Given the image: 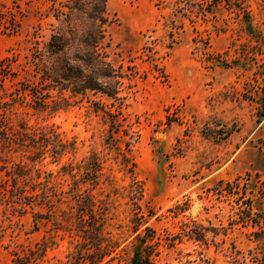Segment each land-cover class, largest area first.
<instances>
[{"label":"rangeland","instance_id":"rangeland-1","mask_svg":"<svg viewBox=\"0 0 264 264\" xmlns=\"http://www.w3.org/2000/svg\"><path fill=\"white\" fill-rule=\"evenodd\" d=\"M170 1L162 7L157 0H109L111 58L132 73L122 104L101 93L53 91L51 105L36 109L30 95L25 102H12L11 95L30 77L32 47L42 45L56 23L52 0H0V58H13L17 73L0 86V119L11 132L27 123L42 141L53 128L74 146L37 155V146L26 144L0 149V163L10 170L25 165L18 185L26 194L49 187V198L0 201L3 264L11 263L14 249L37 245L47 247L44 264H77L86 253L72 186L94 162L91 155L101 163L98 182L78 189L93 199L109 248L99 264H132L146 225L160 237L157 264H264V233L235 213L250 198L264 217V0H245L249 28L224 0L194 21ZM145 45L152 47L150 58ZM67 163L82 165L81 172L64 173ZM133 173L145 188L138 202L153 211L138 229L129 193ZM0 175L9 187L13 180ZM236 179L239 194L217 190ZM188 201L176 215L175 206Z\"/></svg>","mask_w":264,"mask_h":264},{"label":"trees","instance_id":"trees-1","mask_svg":"<svg viewBox=\"0 0 264 264\" xmlns=\"http://www.w3.org/2000/svg\"><path fill=\"white\" fill-rule=\"evenodd\" d=\"M222 1L174 0L173 6L174 11L181 12L183 17L194 21V17L202 16L206 18L207 12L213 11ZM108 3L109 0H52L50 10L56 23L52 24L49 38L42 45L39 41L32 47L31 53L27 56L28 63L31 66L30 77L22 81L21 86L13 93L14 95H11L12 102L21 99L22 102H25L26 96L30 95L32 107L45 109L51 105L53 91H68L72 95L83 96L90 93H101L107 97L119 99L120 103H123L125 96H121V93L125 88V80L130 81L131 77L129 76L132 73L128 74L121 65L117 66L112 61L109 50L111 34L108 30L112 19L109 15ZM171 3L170 0H157L156 2L157 5L162 7H168ZM224 4L228 9L243 14L247 22V28L251 26L249 10L245 0H224ZM195 40H197L196 37ZM143 48V55L150 58L152 47L145 45ZM218 60L221 62L220 59ZM13 62L14 59L9 56L0 58L1 87H4V81L7 78L17 74L12 69ZM261 108L259 113L264 115V96L262 97ZM50 129L51 136H44L42 141L40 137L34 136L29 131L27 123L22 122L20 129L11 132L9 121L0 119V149L2 147L13 148L14 144H26L37 146V152H35V155H37L50 150L53 154H58L59 151L62 153L69 147L74 148L72 143L59 138V134L53 128ZM52 136L58 139L54 140ZM91 158L94 159V162L89 161L87 169L82 172V165L80 164L67 163L63 164L61 168L64 173L73 176H76L77 169L81 172L79 177H75L72 189L78 202V228L82 232L83 244L87 247H85L86 253L80 257L81 259L77 261V264H99L109 252V248L103 244L101 223H99V218L94 211L95 203L89 195H84V192L78 189V184L87 180L98 182L97 177L101 171V163L97 161L95 155H91ZM1 159L4 160L5 158L0 156ZM133 166H135V163H133ZM23 171H27L24 164L20 163L18 168L10 170L6 163H0V173L5 172L13 180L10 184L12 188H10L1 180L0 175V201H4L9 196L24 198L28 195H41L49 198L48 190H46L49 189L48 184L46 188L39 189L40 191H32L31 194L25 193L28 189L24 187L23 190L18 185V180ZM89 175L91 177H87ZM41 184L42 181L34 183L35 186ZM240 185L239 179L226 182V184L221 182L217 190L221 192L226 190L232 195L239 194L236 190L240 188ZM9 190H12L13 194H7ZM129 193L135 206L132 220L135 228L138 229L147 222V218L153 214V211L138 202L144 197L145 188L143 181L138 179L134 173L132 174V183L129 185ZM135 193H139L141 198L134 197ZM240 197L243 196L240 195ZM185 203L186 205L178 204L175 206L174 212L176 215L188 208L189 201ZM235 213L238 215V219H242L243 223L258 227L259 230L255 233H264L263 213L255 209L250 198H243ZM145 230L144 234L138 233V240L141 243L135 251L132 264H157V258L160 255V237L150 225H146ZM184 231L189 233L187 227L184 228ZM46 248L37 245V247L24 252L14 249L10 264H44ZM0 264L3 263L0 262ZM104 264H109V261Z\"/></svg>","mask_w":264,"mask_h":264}]
</instances>
